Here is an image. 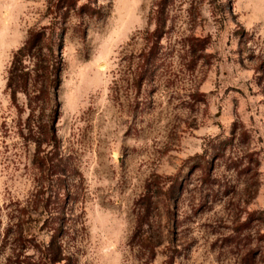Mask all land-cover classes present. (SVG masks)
Returning a JSON list of instances; mask_svg holds the SVG:
<instances>
[{
  "label": "rangeland",
  "instance_id": "obj_1",
  "mask_svg": "<svg viewBox=\"0 0 264 264\" xmlns=\"http://www.w3.org/2000/svg\"><path fill=\"white\" fill-rule=\"evenodd\" d=\"M54 235V264H264V0H0V264Z\"/></svg>",
  "mask_w": 264,
  "mask_h": 264
},
{
  "label": "trees",
  "instance_id": "obj_2",
  "mask_svg": "<svg viewBox=\"0 0 264 264\" xmlns=\"http://www.w3.org/2000/svg\"><path fill=\"white\" fill-rule=\"evenodd\" d=\"M165 27V20L160 18L158 19V24H157V28L154 31L155 35L158 37H161L162 33H163V28ZM39 37L36 33L34 32H30V37L28 38L27 42L25 43V45L19 49V51L15 54L14 60L12 62V68L10 70V76H9V80H8V85L11 86L12 84V80L14 79V71L16 70V63H17V59L19 54L26 52V51H31L33 49V47H35L36 43L38 42ZM16 96V90H14L13 92V97ZM57 159V158H56ZM54 160V159H51ZM62 158L57 159V162H55L51 167L54 171H56L55 173H65V168H62L61 163H62ZM66 163V162H65ZM66 165V164H65ZM57 237L56 235L53 236L52 240L50 241V243L48 244V246L46 247V256L50 259L51 263H56L59 262L63 259L62 257V250L61 247L57 244Z\"/></svg>",
  "mask_w": 264,
  "mask_h": 264
}]
</instances>
